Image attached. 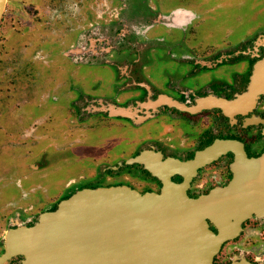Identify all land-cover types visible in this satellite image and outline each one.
I'll return each mask as SVG.
<instances>
[{"label":"flooded vegetation","instance_id":"af4514ba","mask_svg":"<svg viewBox=\"0 0 264 264\" xmlns=\"http://www.w3.org/2000/svg\"><path fill=\"white\" fill-rule=\"evenodd\" d=\"M49 1L51 4L48 6L50 8L48 18L51 19L52 14L54 17L48 22L49 26H43L44 31L38 37L39 41L52 36L49 43L57 42L61 41L64 35L73 33L75 39L68 43L61 53L71 63L79 65V54L87 55L89 52H93L88 54L92 58L101 55L102 60H106L107 57L112 62L106 65L111 73L107 81L110 85L108 88L104 87L105 92L89 95V92L79 91L78 94H72L70 91L67 94L70 101L67 103L60 102L58 98L53 99L60 104L61 118L65 123L72 117H75L77 122L81 119L85 122L93 119L95 122L91 124L101 125V128H107L109 132L115 133H111L106 140L87 136L84 144H79L77 134L52 138L48 129L54 125L56 118L53 117L54 111H47L49 114H46L45 122L48 128L45 130L44 138H47L50 144L44 152L48 150L51 154L47 167L61 165L69 157L81 163L83 160L87 165L79 168L66 180H62L56 192L52 193L49 190V198H45L47 205H38L41 201L22 200L25 193L21 190L19 198H14L13 201L10 196V200L0 206V258L6 253L5 239L10 230L32 227L41 215L55 211L60 202L76 192L98 187L125 186L140 194H160L164 182L151 168L160 171L164 163L173 160L181 163L191 162L199 152L216 145L229 143L235 150L225 148L211 162L197 168L190 175L186 195L196 199L208 195L215 189L229 190L231 184L237 180L234 195H237L243 206L264 203V174L256 175L251 168L238 166L239 161H236L238 151L247 160H256L264 156V93L258 96L251 108L230 116L218 108L195 110L202 107L206 103L202 101L209 98L232 102L246 93L254 65L264 59V29L233 44L208 43L203 49L197 50L186 42L190 27L198 25L196 24L198 16L183 8L169 11L157 9L156 15L152 16L150 12L153 9L150 8L147 13L138 12L136 18L144 24L148 21L146 26L147 30H150L149 33L161 28L157 37H151L149 33V39L130 37L135 41L133 47H119L117 51L114 46H110V37L109 41L99 38L88 39V43L83 42L84 45H80L79 48L81 31L93 33L100 25L104 26L106 20H103L102 15L115 16L113 2L110 4L111 8L103 10L102 0L100 2L95 0L93 2L95 6L88 4V0ZM113 1H117L116 4L124 8L120 0ZM69 3L71 6H68ZM51 5H55L54 8ZM102 10L103 14H97ZM127 17L130 21L134 18L129 15ZM87 18H92L93 21L90 23ZM168 19L171 23L167 24L164 21ZM67 20L74 23V26L72 24L68 26ZM113 22L111 26L118 25L115 19ZM69 27L71 28L67 30ZM176 34H181L182 38ZM190 34L194 36L195 29H191ZM153 40L157 46H151ZM86 45L89 46L88 49ZM179 48L181 54L171 53L172 49ZM38 51L39 54L35 53L32 59H45L47 64L51 65L53 59L46 60L42 51ZM158 51L162 52L165 59L169 60V66H173L174 69L171 71L166 68L158 69L157 75L166 78L165 86H162L164 81H148L153 76L147 71L156 62L142 58L143 52L151 54ZM186 56L187 60L184 59ZM15 57L16 55L12 56L13 60ZM123 60L131 63L130 77L125 79L134 85L123 90V96L125 94L126 96L120 100L115 98L119 82L115 70L120 71L115 62L122 63ZM16 61L18 62V59ZM113 66H116V69ZM26 77H30L28 72L22 75L21 80ZM98 79L102 81L100 77ZM29 85L26 84V90ZM59 96L63 97L61 94ZM63 106L66 108L65 112L61 109ZM41 139L43 137L39 136L37 140ZM59 145L61 147L56 149ZM185 176L171 173L169 179L179 185L186 180ZM30 190L34 191L33 188ZM37 209L42 211L36 216L34 213ZM31 212L33 214L28 215ZM259 213L246 214L238 233L221 244L213 258V264H264V213ZM24 218L27 220L22 224ZM210 230L217 233L212 225ZM23 260V256L17 255L1 264H22Z\"/></svg>","mask_w":264,"mask_h":264},{"label":"rangeland","instance_id":"374dc122","mask_svg":"<svg viewBox=\"0 0 264 264\" xmlns=\"http://www.w3.org/2000/svg\"><path fill=\"white\" fill-rule=\"evenodd\" d=\"M94 1L88 0V4L95 6ZM102 1L104 2L103 10L111 8L110 4L113 2V7L116 9L115 12L113 11L115 16L102 15L103 20H106L104 26L100 25L93 33H88L87 30L81 31L79 48L80 45L88 43V39L92 38L108 39L109 41L110 37V46H114L116 51L119 47H133L135 41L130 37L149 39L150 30H147L146 26L148 21L144 24L136 17L138 12L140 14L147 13L150 8L153 9L150 12L152 16L156 15L157 9L169 11L174 8H183L198 16L196 19L198 25L190 27L186 42L188 45L192 44V47L197 50L203 49L208 43L233 44L264 29V0H120L122 5L124 4V8L116 4L117 1ZM50 4L49 0H7L0 24V206L5 201H9L10 196L13 201L14 198H19L21 190L25 193L22 200H27L26 202L41 201L38 205H47L45 202L49 198V190L52 193L56 192L62 180H66L79 168L87 165L83 160L81 163L69 157L61 165L47 167L51 157L48 150L44 152V149H48L50 144L49 140L44 138L45 130L48 128L45 122L46 114H49L47 111H54L53 117L56 118V121L53 122L54 125L52 124L48 129L52 138H64V135L70 137V135L77 134L79 135V144H84L87 136L93 139L96 136L106 140L109 139L111 133H115L109 132L107 128H101V125L91 124L95 122L93 119L89 122L82 119L77 122L75 117H72L65 123L61 118L60 104L53 99L58 98L60 102L67 103L70 101L67 96L70 91L72 94H78L79 91L89 92V95L105 92V88L110 85L107 81H109L111 73L106 65L112 64V62L107 57L106 60H102L101 55L98 58H92L88 54H93V52H89L87 55L79 54V65L71 63L61 53L68 43L75 39L73 33L64 35L62 42L49 43L52 36L39 41L38 37L44 31L43 26H49L48 22L54 17L52 14L51 19L48 18ZM54 6L51 5L53 8ZM68 6H71V3ZM70 8L74 9L75 6ZM103 10L97 14H103ZM127 15L134 17L133 20L130 21ZM114 19L118 21V25L113 27L111 25L114 23ZM86 20L90 23L93 21L92 18ZM164 22L171 23L169 19ZM66 23L68 26L71 24L74 26V23L69 20ZM191 29H195L194 36L190 34ZM154 31L149 33L151 37H157L161 28ZM176 36L179 37L181 34H176ZM152 45L157 46V43L153 40ZM38 50L42 51L46 60L53 59L51 65L47 64L45 59H32L35 53L39 54ZM180 50L181 48L172 49L171 53L181 54ZM13 55H16L18 62L16 57V60H13ZM142 58L156 62L147 71L153 76L148 81H164L162 86H165L166 78L158 76L157 71L159 68L174 70L173 66H169V60L167 61L159 51L151 54L143 52ZM184 59L187 60L188 56ZM115 63L120 69V71L115 70L117 81H119L117 83L119 89L116 90L115 98L121 100L126 96V94L123 96V90L134 85L133 82L125 79L130 77L131 63L125 62V60L122 63ZM113 67L116 69V66ZM26 72L30 77L21 80L22 75ZM98 77L102 81H99ZM139 82L142 81L139 80ZM27 83L30 84V87H27L28 90L25 88ZM142 83L144 84V82ZM187 84L190 85V82L187 81ZM59 94L63 97H60ZM61 109L64 110H62L63 112L66 110L65 106ZM39 136L45 140L38 141ZM60 147L61 145L56 149ZM31 188L34 189L33 192L30 190ZM37 210L34 213L36 216L42 209ZM32 214L33 212L28 215ZM13 217L15 216L13 215ZM26 220L27 218H24L21 223L23 224Z\"/></svg>","mask_w":264,"mask_h":264},{"label":"water","instance_id":"95a60500","mask_svg":"<svg viewBox=\"0 0 264 264\" xmlns=\"http://www.w3.org/2000/svg\"><path fill=\"white\" fill-rule=\"evenodd\" d=\"M5 4L0 0V21ZM262 93L264 59L254 65L246 93L232 102L209 98L195 110L218 108L234 115L251 108ZM225 148L235 150L229 143L216 145L191 162L173 160L160 171L150 167L164 182L160 194H140L125 186L76 192L32 227L10 230L0 264L17 255L23 256L22 264H213L221 244L238 233L246 214L264 213V203L243 206L238 201L237 180L229 190L215 189L196 199L186 195L190 175ZM237 154L238 166L264 174V156L247 160ZM171 173L186 175V180L174 184Z\"/></svg>","mask_w":264,"mask_h":264}]
</instances>
